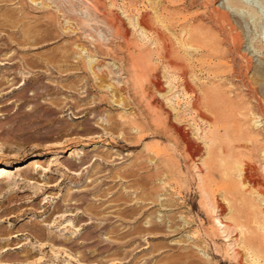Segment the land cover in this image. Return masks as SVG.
I'll return each mask as SVG.
<instances>
[{
    "label": "rangeland",
    "instance_id": "obj_1",
    "mask_svg": "<svg viewBox=\"0 0 264 264\" xmlns=\"http://www.w3.org/2000/svg\"><path fill=\"white\" fill-rule=\"evenodd\" d=\"M0 167V264H264V0H0Z\"/></svg>",
    "mask_w": 264,
    "mask_h": 264
},
{
    "label": "bare ground",
    "instance_id": "obj_2",
    "mask_svg": "<svg viewBox=\"0 0 264 264\" xmlns=\"http://www.w3.org/2000/svg\"><path fill=\"white\" fill-rule=\"evenodd\" d=\"M228 22V21H227ZM193 37V36H192ZM191 37V38H192ZM195 42V41H194ZM182 46V48L183 49H189V47H187L184 43L181 45ZM191 48V47H190ZM194 50V49H193ZM196 51V50H195ZM161 96H162V94H160ZM159 95V96H160ZM161 98V97H160ZM163 98V97H162ZM164 99V98H163ZM138 138V137H137ZM251 146V145H250ZM238 147V146H237ZM225 151H227V149L225 150ZM190 153V152H189ZM197 154H195V157L196 158H198V159H203L204 157V155H202V150L200 151H198V152H196ZM191 154V153H190ZM227 154V153H226ZM189 155V154H188ZM210 155V154H209ZM190 156V155H189ZM223 162V161H222ZM69 164V163H68ZM226 164V163H225ZM29 165H31V167H36V164H35V162H32V163H30ZM208 167V166H207ZM216 167V166H215ZM36 168H38V166L36 167ZM224 169V168H223ZM222 169V170H223ZM45 172H47V171H45ZM238 172H239V174H238V177H239V179L241 180V182H247L248 180H249V174H248V172H247V170L245 169V168H239L238 169ZM4 174H7V171L5 170V167H0V175L2 176V175H4ZM254 177V176H253ZM250 182V181H249ZM253 182V183H252ZM251 183H252V185H258L257 183H255L254 181H251ZM262 188H260V190H261ZM253 205V204H252ZM70 216V215H69ZM250 221V220H249ZM221 225V224H220ZM249 225V224H248ZM250 226V225H249ZM246 229V228H245ZM262 231V230H261ZM247 233V232H246ZM17 236H19V235H17ZM12 237H15V236H12ZM11 237V238H12ZM255 241V240H254ZM257 241V240H256ZM256 241H255V244H256ZM249 243V242H248ZM16 248H19V246L18 247H15V248H13V249H16ZM242 248V247H241ZM245 248V247H244ZM256 248H258V247H256ZM261 248V247H260ZM6 250H9V249H6ZM249 252V251H248ZM250 253V252H249ZM259 254V253H258ZM238 256H239V254H238ZM250 258V257H249ZM240 263V262H239Z\"/></svg>",
    "mask_w": 264,
    "mask_h": 264
}]
</instances>
